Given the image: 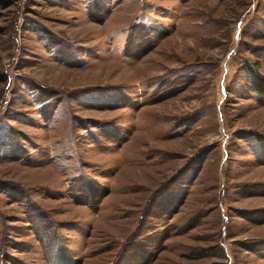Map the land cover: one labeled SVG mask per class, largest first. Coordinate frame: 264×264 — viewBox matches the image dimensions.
Here are the masks:
<instances>
[{
  "label": "rangeland",
  "instance_id": "374dc122",
  "mask_svg": "<svg viewBox=\"0 0 264 264\" xmlns=\"http://www.w3.org/2000/svg\"><path fill=\"white\" fill-rule=\"evenodd\" d=\"M264 0H0V264H264Z\"/></svg>",
  "mask_w": 264,
  "mask_h": 264
},
{
  "label": "trees",
  "instance_id": "16d2710c",
  "mask_svg": "<svg viewBox=\"0 0 264 264\" xmlns=\"http://www.w3.org/2000/svg\"><path fill=\"white\" fill-rule=\"evenodd\" d=\"M247 71L253 90L260 95H264V78L254 70L248 69ZM260 141H264V138Z\"/></svg>",
  "mask_w": 264,
  "mask_h": 264
}]
</instances>
